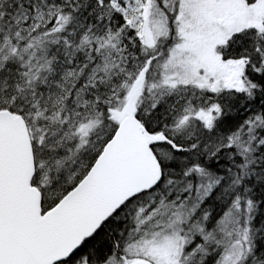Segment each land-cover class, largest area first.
I'll list each match as a JSON object with an SVG mask.
<instances>
[{
  "label": "snow or ice",
  "instance_id": "snow-or-ice-1",
  "mask_svg": "<svg viewBox=\"0 0 264 264\" xmlns=\"http://www.w3.org/2000/svg\"><path fill=\"white\" fill-rule=\"evenodd\" d=\"M0 264H264V0H0Z\"/></svg>",
  "mask_w": 264,
  "mask_h": 264
}]
</instances>
